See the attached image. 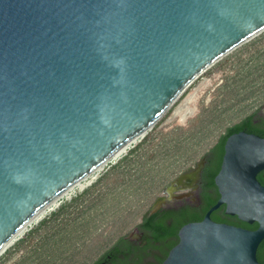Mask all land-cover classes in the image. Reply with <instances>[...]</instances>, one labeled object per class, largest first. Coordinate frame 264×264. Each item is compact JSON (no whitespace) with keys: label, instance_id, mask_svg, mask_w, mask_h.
Returning a JSON list of instances; mask_svg holds the SVG:
<instances>
[{"label":"water","instance_id":"95a60500","mask_svg":"<svg viewBox=\"0 0 264 264\" xmlns=\"http://www.w3.org/2000/svg\"><path fill=\"white\" fill-rule=\"evenodd\" d=\"M263 31L264 0H0V253L48 204L152 129L199 76ZM263 169L264 138L228 136L214 178L218 200L179 229L161 264H261L264 187L256 176ZM222 206L258 229L212 221Z\"/></svg>","mask_w":264,"mask_h":264},{"label":"rangeland","instance_id":"374dc122","mask_svg":"<svg viewBox=\"0 0 264 264\" xmlns=\"http://www.w3.org/2000/svg\"><path fill=\"white\" fill-rule=\"evenodd\" d=\"M264 102V31L199 76L118 163L0 255V264H92L163 188Z\"/></svg>","mask_w":264,"mask_h":264},{"label":"trees","instance_id":"16d2710c","mask_svg":"<svg viewBox=\"0 0 264 264\" xmlns=\"http://www.w3.org/2000/svg\"><path fill=\"white\" fill-rule=\"evenodd\" d=\"M253 116H248L241 122L229 127L225 130L217 141L213 144L212 149H209L203 156L207 157L208 165L212 169H216L219 166L223 155V145L228 136L236 132L253 133L254 124L252 122ZM261 137V136H260ZM211 178V173L209 172ZM208 187L211 186L212 180L208 179ZM216 203V199L213 197L205 198L200 209L190 210L185 208L173 213H164L159 211L154 215L145 218L141 230H145L152 235V240L148 239L147 244L143 249L131 250L129 245H122L123 239L120 237L110 249H108L103 255H101L92 264H161L166 258L169 250L174 247L177 242L178 229L185 223L191 221H198L203 218L205 213ZM219 208L211 214V219L217 222H227L223 210ZM222 212V213H221ZM164 213L159 218V214ZM159 218V219H157ZM170 220V225H165V220ZM216 222V223H217ZM146 227H143V226ZM157 248L160 255L146 258L147 251L149 249Z\"/></svg>","mask_w":264,"mask_h":264},{"label":"flooded vegetation","instance_id":"af4514ba","mask_svg":"<svg viewBox=\"0 0 264 264\" xmlns=\"http://www.w3.org/2000/svg\"><path fill=\"white\" fill-rule=\"evenodd\" d=\"M248 116H253L252 122L255 126L253 133H249V134H254L256 136H259V137L261 136L262 138H264V102L260 105V107L257 109V111L251 113ZM248 116H246V117H248ZM210 149H212V147ZM221 161H222V158H221ZM221 161L219 163V166L215 170L212 169L213 171H211V167H210V165H208V162H207V157L202 156L200 158V160H198L193 166L189 167L188 169H186L185 171L180 173L178 176H176L172 181H170L163 188L161 193L157 195V197L151 203L148 210L142 216V218L137 223V225H135L125 236L122 237V239H123L122 245H129V249H131V250H137V249L140 250L146 246L148 239L152 240V235L149 234L148 232H145V230H141L140 226L142 225L143 220L145 218L150 217V216H146V214L149 211V209L151 208V206L158 199H160L162 197H165L168 200H167L166 204L162 208H160L157 212L163 211L164 213H169V214L176 212V211H179V210H182V209H185V208H189L190 210L200 209V207L203 204L204 199L208 198V197H213V199L215 198L217 201L219 198V194H218L217 187L215 186V183H214V178L220 170ZM198 166H200L201 172H200V175H199L197 180H195V181H192V180L184 181L181 186L172 185V183L174 182V180L177 177H179L182 174H192L193 171H195ZM209 172L211 173V178L209 177ZM208 179L212 180V184L209 187L207 185L208 181H206ZM256 179L259 182V184L262 187H264V169L261 170L257 174ZM169 187L172 188V194L170 196L166 193V190ZM182 187L186 188V190L181 191ZM221 210H223V213H224V206H222ZM164 213L159 214L158 215L159 218L162 217ZM225 217H226L225 220L227 222H217V221H214L212 219L211 220L214 222H217V223L227 224V225L234 226L237 228H242V229H245L248 231H256L258 229V224L256 222L249 224L247 222H243V221L239 220L236 216L225 215ZM159 218H157V219H159ZM210 218H211V216H210ZM201 220L191 221L189 223L199 222ZM185 224H188V223H185ZM185 224H183V225H185ZM165 225H167V226L170 225L169 219L165 220ZM143 227H146V226L144 225ZM179 229H178V231H179ZM177 234H178V232H177ZM177 238H178V236H177ZM156 255L157 256L160 255L159 250L157 248H153V249H149L147 251V255H145V257L151 259L152 257H154ZM256 258H257L259 263L264 264V238L259 243V245L257 247Z\"/></svg>","mask_w":264,"mask_h":264},{"label":"bare ground","instance_id":"6f19581e","mask_svg":"<svg viewBox=\"0 0 264 264\" xmlns=\"http://www.w3.org/2000/svg\"><path fill=\"white\" fill-rule=\"evenodd\" d=\"M151 130V129H150ZM149 130L145 131L140 136L133 139L131 142L124 145L121 149H119L105 164L112 163L115 165L118 163L124 156L128 154L130 150H132L148 133ZM104 164V165H105ZM104 165L98 168L95 172L90 174L85 179L81 180L79 183L73 185L68 190H66L63 194H61L58 198L48 204L43 210H41L35 217H33L7 244L4 250L0 253V255L8 249L15 242L19 241L21 238L25 236L30 230H32L35 226H37L43 219H45L49 214L57 210L62 201H71L76 193H81L88 187H90L98 178V175L101 173Z\"/></svg>","mask_w":264,"mask_h":264}]
</instances>
